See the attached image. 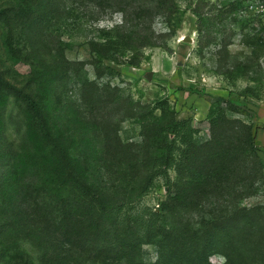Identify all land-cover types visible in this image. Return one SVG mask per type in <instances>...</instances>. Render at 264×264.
<instances>
[{
    "label": "rangeland",
    "instance_id": "1",
    "mask_svg": "<svg viewBox=\"0 0 264 264\" xmlns=\"http://www.w3.org/2000/svg\"><path fill=\"white\" fill-rule=\"evenodd\" d=\"M257 4L0 0V75L11 85L0 92V264H105L97 250L78 245L75 234L76 243L70 242L53 226L51 178L30 166L39 148L29 104L44 107L93 191L108 203L131 202L138 231L145 208L159 211L151 235L160 234V243L174 233L190 243L205 230L212 233L204 225L211 217L217 228L232 226L245 218L234 215L238 209L262 208L247 215L251 227L264 219V16ZM107 66L118 74H108ZM158 102L168 104L163 113L155 112L164 121L172 111L177 120H191L197 145L211 137L207 116L215 107L227 117L216 130L221 138L214 144L221 149L232 142L243 148L246 127H258L255 145L263 168L251 175L240 161L228 177L224 164L221 185L185 186L174 202L167 192V177L175 178L171 168L142 194L146 158L166 140L152 139L137 115L146 111L139 105ZM233 129L236 140L229 138ZM14 156L28 167L13 170ZM250 184L255 192L246 195ZM246 235L240 242H264V232ZM158 252L157 244L142 243L137 262L153 264ZM208 261L225 259L213 253ZM108 263L121 260L111 254Z\"/></svg>",
    "mask_w": 264,
    "mask_h": 264
},
{
    "label": "trees",
    "instance_id": "2",
    "mask_svg": "<svg viewBox=\"0 0 264 264\" xmlns=\"http://www.w3.org/2000/svg\"><path fill=\"white\" fill-rule=\"evenodd\" d=\"M104 68L110 75L118 74L111 67ZM9 88L11 85L0 75V92ZM28 106L26 111L34 110L32 115L36 118V122L33 123V132L38 137L37 148L40 151H36L38 154L30 166L35 167L37 174L45 173L51 178L53 226L57 227L56 232H60L64 238L72 243L77 241L80 246L88 245L90 252L97 250L103 256L105 264H109L111 254L114 260H121V264H139L137 246L142 243H155L159 246L157 259L153 264H210L208 257L213 253H221L225 259L224 264H264V242L245 244L239 239L241 236H247L246 234L251 231L263 234L264 219L258 217L253 227L246 222L247 215L261 210L260 206L238 209L234 215H242V217L245 215L244 220L242 218L232 226L227 225V228H217L218 220L211 217L204 225L213 232L203 231L196 240L193 239L192 243L175 233L171 238L160 243L158 239V236L161 237L160 234L157 237L155 234L151 235L160 223L162 216L159 211L145 208V211L138 216L141 222L138 231L131 220V202L108 203L100 194L93 191L87 176L80 171L78 163L53 130L44 107L37 104ZM139 108L146 110L144 114L138 113L137 116L146 127L148 135L156 141L166 140L164 145H157L146 158V174L140 187L142 194L153 185L157 174L166 176L171 168L175 172L174 180L170 181L169 177H166L170 183L167 189L168 199L173 202L178 199L180 188L185 186L200 189L208 182L216 187L221 185L225 177L224 164L225 167H230L228 177L236 174L240 161L251 175H257L263 168L255 145L258 127H255L254 131L246 127L244 141L240 142L244 145L243 148L236 142L229 143L222 149L220 146H215L214 143H218V139L221 138L216 130L219 129L222 121H227L225 112L219 107L212 109L207 116L212 130L211 137L208 142L201 145H197L194 141L198 129L192 125L190 119L177 120L173 116V111L168 121H164L162 116L164 114L156 115L157 109L163 113L168 108L167 103L139 105ZM237 134L238 131L233 129L229 138L236 140L239 136ZM12 160H14L11 164L13 170L18 168L17 170L21 171L23 166L28 167L27 163H22L16 156ZM46 166L51 167L49 173L40 172ZM254 192L255 188L250 184L245 194L250 195ZM171 205L174 204L168 206ZM132 228H136L138 233L131 234ZM71 234H75L76 241L71 239ZM77 236L80 241L77 240Z\"/></svg>",
    "mask_w": 264,
    "mask_h": 264
},
{
    "label": "built area",
    "instance_id": "3",
    "mask_svg": "<svg viewBox=\"0 0 264 264\" xmlns=\"http://www.w3.org/2000/svg\"><path fill=\"white\" fill-rule=\"evenodd\" d=\"M257 10L264 16V0H257Z\"/></svg>",
    "mask_w": 264,
    "mask_h": 264
},
{
    "label": "water",
    "instance_id": "4",
    "mask_svg": "<svg viewBox=\"0 0 264 264\" xmlns=\"http://www.w3.org/2000/svg\"><path fill=\"white\" fill-rule=\"evenodd\" d=\"M187 39H185L186 41H190L191 40V38L190 37H186Z\"/></svg>",
    "mask_w": 264,
    "mask_h": 264
}]
</instances>
